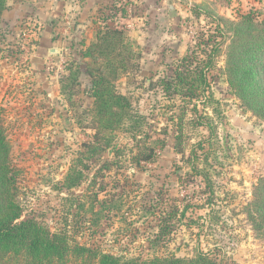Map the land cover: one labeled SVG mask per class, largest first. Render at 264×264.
<instances>
[{
	"label": "rangeland",
	"instance_id": "rangeland-1",
	"mask_svg": "<svg viewBox=\"0 0 264 264\" xmlns=\"http://www.w3.org/2000/svg\"><path fill=\"white\" fill-rule=\"evenodd\" d=\"M165 2L173 18L149 17L142 38L129 33L122 56H110L123 67L104 72L132 115L101 139L88 70L110 58L84 59L96 39L79 20L60 17L46 38L45 22L4 17L7 5L0 155L15 175L22 219L126 259L203 253L223 264H264V224L254 212L264 180V111L247 95L257 76L264 84V0ZM216 20L224 35L205 93L167 92L161 80L175 76L185 56L207 57ZM106 29L119 28L101 23Z\"/></svg>",
	"mask_w": 264,
	"mask_h": 264
},
{
	"label": "trees",
	"instance_id": "trees-1",
	"mask_svg": "<svg viewBox=\"0 0 264 264\" xmlns=\"http://www.w3.org/2000/svg\"><path fill=\"white\" fill-rule=\"evenodd\" d=\"M6 9L7 0H0V23ZM214 30L215 33L209 39L211 48L208 53L205 52L207 53L206 58H201L193 52L180 61L175 69V76L161 80V85L167 92L190 97L197 96L201 92L205 93L208 71L214 68L222 45L219 39L224 35V30L220 20H216ZM125 37L127 34L121 29L99 30L96 41L90 44L83 56L92 58L94 62L98 58H110L112 55L118 58L122 56L120 49L125 46L123 43ZM110 38L114 41L111 42ZM201 44L202 42L199 43ZM262 50L264 47L260 46L259 51ZM104 64L105 67L101 65L94 70H88L93 79L91 96L95 98L96 118L104 120L97 128L96 135L99 139L104 138L102 132L107 130L113 132L126 115L129 113L132 115L129 99L116 90L114 83L107 78L104 72V70H110L118 74L123 63L116 64L115 60L110 58ZM182 65L186 67L181 68ZM245 68L249 72L252 70L250 65H245ZM256 80L257 83L248 88L247 95H250L251 101L258 103V113H262L264 111V84L262 81L259 82L258 76ZM209 128L213 133V126L209 125ZM106 138L110 137L105 136ZM178 138H181V135ZM6 150V137L0 126V152ZM9 166L8 159L5 158L2 161L0 155V264H223L203 253L193 258L173 256L155 257L148 260L126 259L82 244H71L65 232H52L35 218L22 219L23 209L17 199L18 186H16L15 175L12 174ZM202 176L207 177L206 174ZM254 212L260 223L264 224L263 179L256 191Z\"/></svg>",
	"mask_w": 264,
	"mask_h": 264
},
{
	"label": "crops",
	"instance_id": "crops-1",
	"mask_svg": "<svg viewBox=\"0 0 264 264\" xmlns=\"http://www.w3.org/2000/svg\"><path fill=\"white\" fill-rule=\"evenodd\" d=\"M7 5L8 11L4 17L7 14L13 21H17L20 17H33L36 23L45 22V25L39 26V31L46 38L49 37V34L52 35V27L55 22L59 21L60 17L66 16L70 20H79L81 22L78 26L79 29L85 31L86 36L90 39H97L101 23L108 22L111 27L116 26L121 30L124 29L123 31L127 35L134 34L133 38L138 40L142 38L140 32L147 24L149 17H152L154 22H163L168 14L165 0H125L122 2H110V0H8ZM170 13L168 16L173 18L174 14ZM96 21H99L97 25ZM54 46H58V43H55ZM63 54L66 53L63 52Z\"/></svg>",
	"mask_w": 264,
	"mask_h": 264
}]
</instances>
